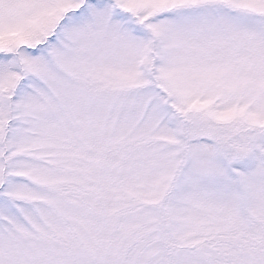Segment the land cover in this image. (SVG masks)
<instances>
[{"label": "snow or ice", "instance_id": "snow-or-ice-1", "mask_svg": "<svg viewBox=\"0 0 264 264\" xmlns=\"http://www.w3.org/2000/svg\"><path fill=\"white\" fill-rule=\"evenodd\" d=\"M0 264H264V0H0Z\"/></svg>", "mask_w": 264, "mask_h": 264}]
</instances>
